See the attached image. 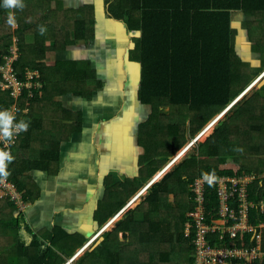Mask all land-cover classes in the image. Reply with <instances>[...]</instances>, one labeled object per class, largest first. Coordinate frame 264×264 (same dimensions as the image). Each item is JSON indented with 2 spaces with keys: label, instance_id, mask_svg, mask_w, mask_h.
<instances>
[{
  "label": "trees",
  "instance_id": "16d2710c",
  "mask_svg": "<svg viewBox=\"0 0 264 264\" xmlns=\"http://www.w3.org/2000/svg\"><path fill=\"white\" fill-rule=\"evenodd\" d=\"M59 2L23 0L24 7L19 8L7 7L0 0V65L12 54L16 39L18 56L13 66L17 76L22 80L26 69L34 70L38 77L33 81L41 84L32 89L33 97L26 98L25 90L19 98L15 122H26L28 128L8 145L12 159L0 170V180L14 184L25 203L39 195L31 173H51L58 166L61 142L68 136L62 125L68 110L57 98L68 92L87 98L84 91L94 93L101 85V81H90L93 75L88 68L77 70L76 61H56L54 65L45 62L51 52L70 43H88L94 34L93 8L65 9ZM84 9L86 16H77ZM104 12L122 21L127 31L136 35L131 58L140 64L138 97L150 106V114L139 127L145 149L140 177L127 187L124 199L100 219L99 226L185 144V133L190 132L192 138L213 117L227 111L206 141L198 143L195 151L187 153L131 202L132 206L147 190L146 207L125 212L115 228L104 233L103 241L91 250H83L75 264H194L192 237L185 235L184 224L193 206L189 184L195 178L233 175L232 169L220 167L235 163L237 173L258 176L248 186L249 198L255 202L264 198V159L260 160L261 170L259 165H249V160L238 161L245 158L240 144L242 130H248L253 137L247 154L258 153L260 139L264 138V85L249 98L246 93L239 99L264 71V0H104ZM236 17L240 18L242 30L233 25ZM10 18L16 27L9 23ZM70 32L74 34L72 41ZM239 38L240 55L253 54L255 62L238 56ZM27 57L34 64L25 62ZM235 60L246 65L236 77ZM55 71L68 86L51 91L61 84L51 81ZM12 103L9 93L0 89V112L8 111ZM164 108L168 113L162 112ZM59 110L61 115L57 117ZM214 187L213 182L207 183L206 197L211 202L207 205V221L212 215L211 205L216 204ZM119 189L125 188L114 190ZM170 195L172 199H168ZM137 211L140 219L135 215ZM256 211L250 212L253 223L264 220V215L255 218ZM119 232L124 240L119 239ZM85 240L58 227L34 233L25 224L23 211L0 186V264L2 258L4 264H65Z\"/></svg>",
  "mask_w": 264,
  "mask_h": 264
},
{
  "label": "crops",
  "instance_id": "0c3cea01",
  "mask_svg": "<svg viewBox=\"0 0 264 264\" xmlns=\"http://www.w3.org/2000/svg\"><path fill=\"white\" fill-rule=\"evenodd\" d=\"M59 1L65 9L93 8L94 34L88 43H70L64 45V49L51 52L54 54L45 62L54 65L56 61H76L77 70L88 68L93 75L90 81H101V85L94 93L84 91L87 98L71 92L57 98L56 101L68 110L62 121L68 136L61 142L58 166L51 173H31L39 195L26 203L23 213L25 224L34 233L58 227L69 234L86 237L81 248L88 245V249H93L103 241L104 233L115 228L125 212L139 205L134 207L141 196L132 206L131 202L145 185L126 198L125 205L99 226L100 219L124 199L127 187L140 177L139 171L143 167L140 162L145 149L139 127L149 117L150 106L141 103L138 97L140 64L131 58L135 44L133 36L136 35L129 33L122 21L105 15L104 0ZM80 11L77 16H86L87 9ZM73 36L70 32L71 41ZM51 81H61L60 86L51 91L68 86L57 71ZM162 112L168 113V108ZM60 113L59 110L57 117ZM197 142L195 140L193 145ZM183 147L166 158V163L147 183L154 182L158 173L163 172L162 178L181 161L184 154L176 158ZM221 168L230 167L225 164ZM117 187L125 189L115 191ZM135 215L140 219V212ZM122 235V232L118 233L120 240H124Z\"/></svg>",
  "mask_w": 264,
  "mask_h": 264
},
{
  "label": "built area",
  "instance_id": "2783aa9c",
  "mask_svg": "<svg viewBox=\"0 0 264 264\" xmlns=\"http://www.w3.org/2000/svg\"><path fill=\"white\" fill-rule=\"evenodd\" d=\"M12 54L0 65V89L6 91L13 99L8 112L14 117L12 135L6 138L0 130V146L3 152L8 151V145L15 142L20 132L15 131V116L18 101L26 90V98L33 97L32 89H38L41 84L33 81L38 77L34 70L26 69L25 78L20 79L14 69L13 62L17 59L18 48L15 43ZM27 112V108L23 113ZM198 136V135H197ZM195 137V139L197 138ZM195 178L189 189L193 193L190 198L193 206L187 212L188 219L184 224L186 236L192 237L194 264H264V220L251 222L250 212L256 209V217L264 215V198L255 202L249 198L248 186L257 178L255 173H237ZM215 184L216 204L211 205L212 215L207 221V205L211 204L206 197L207 183ZM0 186L14 200L19 210L24 204L22 193L14 184L0 180ZM248 244L247 246H245Z\"/></svg>",
  "mask_w": 264,
  "mask_h": 264
},
{
  "label": "rangeland",
  "instance_id": "374dc122",
  "mask_svg": "<svg viewBox=\"0 0 264 264\" xmlns=\"http://www.w3.org/2000/svg\"><path fill=\"white\" fill-rule=\"evenodd\" d=\"M233 25H234V27L235 28H240L241 30H242V23H241V21H240V18H237L236 17V19H233ZM17 26V24L16 23H14L13 24V27H16ZM247 35H248V33H247ZM238 36H239V33L237 32V36H235V39H236V37L238 38ZM248 38H249V36H248ZM253 39H254V37H253ZM237 43H236V48H237V54H238V56H241L242 58H244V60L246 61V60H249V59H251L253 62H255L254 60H253V57H254V55L253 54H251V55H249V54H247L246 56H242V55H240V54H243L242 53V49H241V47H240V45H238V42H240V38L238 39V41H236ZM251 43H252V41H251ZM249 47V46H248ZM54 53H51L48 57H50V56H52ZM239 58V57H238ZM240 59V58H239ZM29 62V64H34V62L31 60V58H29V57H27V58H25V62ZM235 62H236V64L235 65H237V67H235V65H234V73H235V77L237 76V74L240 72H243V70L245 69V67H246V65L245 64H243V63H245V62H239V60H235ZM29 67V66H28ZM30 68V67H29ZM264 73V71H262V74ZM261 74V75H262ZM262 77H264V76H262ZM262 85H264V83L262 84ZM261 85V86H262ZM258 88V86H254L253 87V89L251 88L249 91H247V98H249L252 94H254V91H256V89ZM246 91V90H245ZM227 111V110H226ZM225 111V112H226ZM225 112L220 116V117H218L217 118V120L215 121V122H213L212 124H211V126L209 125V127H207L206 128V130H204L203 131V129L206 127V125L207 124H205L203 127H201L198 131H196V133H195V135H192V138L190 137V132H188V133H185L184 134V138L186 139V141H185V144L183 145L184 147L183 148H186V146L188 145V144H190V146L192 145V142L193 141H195V140H198V142H197V144L198 143H200V142H204V141H206L208 138H209V136L211 135V133H214V130H215V126H216V124H217V121L225 114ZM217 116V115H216ZM215 116V117H216ZM215 117H213V118H215ZM212 120V119H211ZM210 120V121H211ZM209 121V122H210ZM209 129H211L210 131H209ZM202 130V133L201 134H199L198 135V133L200 132ZM209 131V133L207 134V136L203 139V138H201L206 132H208ZM199 137H198V136ZM242 135H243V138L242 139H240V144H242V146H241V148H242V152H244V154H243V156H245V158L243 159V161L241 160V159H238V161H239V163H244V162H248V161H246V160H249V165H251V166H254V165H259V166H257L260 170L263 168V164L261 163V159H264V138L263 139H260V145H261V148H260V151L258 152V153H251V154H247V151H248V146L249 145H252L253 144V141H251V139L253 138L252 137V134L251 133H249V131L248 130H242ZM197 136V138L195 139V137ZM201 138V139H200ZM203 139V140H202ZM197 144L194 146V145H192L191 147H189V149L187 150V149H183L179 154H178V157L177 158H179V157H181L183 154V156L181 157V158H183V157H185L186 155H187V153H190V152H193V151H195L196 149H197ZM236 147V146H235ZM176 158V159H177ZM259 161V162H258ZM172 164V163H171ZM225 165V164H224ZM228 167H235V168H237L238 166H237V164H235V163H227L226 164ZM257 178H258V176H257ZM146 194H147V191L146 192H144L142 195H141V197L137 200V203L134 205V207L136 206V205H138V207L140 206H144L145 205V207H146V204H144V198H145V196H146ZM173 198V195H170L169 197H168V199H172ZM190 201V200H189ZM25 207H26V205L24 204V206L22 207V211H24L25 212ZM117 218V217H116ZM142 225H143V222H141V224H140V227H142ZM129 239H131V238H129ZM133 239V238H132ZM89 248V247H88ZM88 248L86 249V250H88ZM160 249H162V248H160ZM159 249V250H160ZM86 250H84V251H86ZM84 251L82 252V253H80L79 255H78V257H76V258H74V255L73 256H71L70 258H68L67 259V261L65 262V263H67L69 260H70V263H68V264H75V261L84 253ZM7 254V253H6ZM144 257V256H143ZM74 258V259H73ZM3 260V264H4V261H5V259L4 258H2Z\"/></svg>",
  "mask_w": 264,
  "mask_h": 264
},
{
  "label": "clouds",
  "instance_id": "9594fccd",
  "mask_svg": "<svg viewBox=\"0 0 264 264\" xmlns=\"http://www.w3.org/2000/svg\"><path fill=\"white\" fill-rule=\"evenodd\" d=\"M4 4L7 7H19V8H23L24 4H23V0H4ZM9 23L10 24H14L13 20L10 18L9 19ZM41 32H43V29H41ZM262 74V73H261ZM259 75L255 80H259L261 79V77L264 75ZM254 80V81H255ZM255 85V84H254ZM248 88V87H247ZM246 88V89H247ZM245 89V90H246ZM244 90V92H245ZM243 93L240 94V96ZM14 117L8 112H0V130L3 131V134L6 138L10 137L12 135V122H13ZM28 128V124L26 122L21 121L20 123L15 125V131L18 133L20 131H26ZM202 132V131H201ZM199 135V134H198ZM12 159V157L7 153V152H0V170H3L6 167V161L10 162ZM227 164V163H226ZM221 168V167H220ZM232 167H230L229 169H231ZM153 180H151L149 183L145 184V189L149 187V185L151 184ZM193 247V246H192ZM77 252V251H76ZM77 253L74 254V256ZM70 261V260H69ZM68 261V262H69ZM67 262V263H68ZM66 264V263H65Z\"/></svg>",
  "mask_w": 264,
  "mask_h": 264
},
{
  "label": "bare ground",
  "instance_id": "6f19581e",
  "mask_svg": "<svg viewBox=\"0 0 264 264\" xmlns=\"http://www.w3.org/2000/svg\"><path fill=\"white\" fill-rule=\"evenodd\" d=\"M258 81H259L258 79L255 80V81H253L252 84L246 89V91L243 92V94L239 97V99H240L244 94H246L247 91H249L252 87H254V84L257 86V82H258ZM226 110H227V109H225L223 112H221L219 115H217L214 119H212V120L206 125V127L203 129V131L206 130V128L209 127V125L211 126V124H212L213 122H215V121L217 120V118L220 117V116H221ZM225 113H226V112H225ZM201 133H202V132H201ZM201 133H200V134H201ZM198 137H199V136H198ZM193 142H194V141H193ZM193 142H192V145H193ZM192 145H191V146H192ZM189 147H190V144H188V145L186 146V148H184V150L187 149V148H189ZM170 165H171V164H170ZM170 165H169V166H170ZM169 166H167L166 169H167ZM166 169H165V170H166ZM165 170H164V171H165ZM162 173H163V172H162ZM162 173H158V175L154 178V181H155V179H157ZM151 183H153V181H152ZM144 190H145V189H144ZM141 192H142V191H141ZM139 195H140V194H139ZM139 195H138V196H139ZM138 196H137V197H138ZM137 197H136V198H137ZM136 198H135V199H136ZM135 199H134V200H135ZM134 200H133V201H134ZM87 246H88V245H85V247H83V248H81L79 251H77V254L74 256V258H76V256H77L78 254H80V253H81V252H82ZM74 258H73V259H74ZM68 263H70V261H69ZM68 263H66V264H68Z\"/></svg>",
  "mask_w": 264,
  "mask_h": 264
},
{
  "label": "water",
  "instance_id": "95a60500",
  "mask_svg": "<svg viewBox=\"0 0 264 264\" xmlns=\"http://www.w3.org/2000/svg\"><path fill=\"white\" fill-rule=\"evenodd\" d=\"M264 74V73H263ZM264 76V75H263ZM264 83V77H261V79H259V82L257 83L258 88L261 87V85ZM93 248V247H91ZM91 250V249H90ZM77 253V252H76Z\"/></svg>",
  "mask_w": 264,
  "mask_h": 264
}]
</instances>
